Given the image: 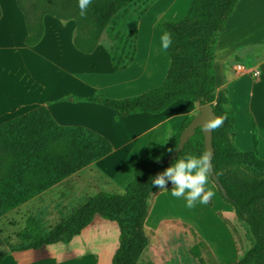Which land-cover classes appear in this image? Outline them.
I'll use <instances>...</instances> for the list:
<instances>
[{
    "label": "trees",
    "instance_id": "16d2710c",
    "mask_svg": "<svg viewBox=\"0 0 264 264\" xmlns=\"http://www.w3.org/2000/svg\"><path fill=\"white\" fill-rule=\"evenodd\" d=\"M139 1L92 0L84 17L79 14L78 0H15V3L23 17L26 47H34L42 40L45 17L73 21L72 43L83 54H92L100 47L104 32L115 39L114 47L106 52L111 69L116 70L117 53L124 51L128 40L124 34L127 12ZM239 1L191 0L181 20L164 21L155 26L172 35V45L165 50L168 69L159 86L123 98H110L96 92L87 96L68 95L64 100L100 105L121 117L159 115L177 101L198 107L210 105L216 116H226L223 125L212 131V171L226 193L223 196L218 190L220 197L231 206L235 221L247 227L251 238V246L242 250L237 230L229 219L217 213L237 247V259L229 264H264V159L256 150V136L254 151L244 152L236 146L235 115L226 109V92H216L215 87V48ZM195 115L184 119L171 138L136 165L132 180L122 194L99 191L47 230L37 219L29 218L19 234V241L4 243L0 240V245L9 250L7 254H0V264L10 253L68 244L96 215L115 223L118 229V248L111 264H137L148 246L145 222L156 197L166 191L152 187V178L175 162L166 163V159ZM204 151V137L197 128L177 158L189 153L199 156ZM111 152L107 139L82 126L59 125L45 106L0 124V218ZM171 186L169 182L167 189ZM207 205L212 206L211 200ZM199 242L206 249L205 244Z\"/></svg>",
    "mask_w": 264,
    "mask_h": 264
},
{
    "label": "rangeland",
    "instance_id": "374dc122",
    "mask_svg": "<svg viewBox=\"0 0 264 264\" xmlns=\"http://www.w3.org/2000/svg\"><path fill=\"white\" fill-rule=\"evenodd\" d=\"M190 3L191 0H141L131 5L127 12L129 13L128 22L124 32L128 38L127 45L124 47V51L117 53V69H111L112 77L105 67L108 66V63H104L100 56L91 60H76L68 54L66 47L68 43L71 45L70 36H68L70 21L61 22L51 17L46 19L48 35L46 42L40 48V51L44 53L42 61L35 58V55L29 51H20L19 47L23 46L22 31L24 29L22 16L19 17L21 13L15 0H0V8L4 13L3 22L5 26L8 25L4 33L6 35V42H3L5 45L0 46V99L10 89L20 90L21 94L27 97L23 107L27 113L39 106H45L44 102L50 97L58 96L57 99L60 101L62 98L65 99L66 94H74L69 91V86L70 89L81 95L103 93V87L109 86V88L115 89L119 85H122L125 91L137 95L135 93H141L159 86L168 69L169 59L166 51L160 47V37L157 36L158 33L163 34L164 32L157 30L155 26L164 21L177 22L181 20L186 15ZM263 19L258 12L253 14L248 22L251 26L249 39L264 36V23H261ZM260 24L263 27H260ZM0 35H3V31ZM55 40L61 44L59 45L61 49L59 53H57L58 46L55 47L53 44ZM115 43V39L104 32L101 35L99 48L107 51L112 49ZM256 45L234 53L227 61L226 66L232 68L236 62L244 60L255 67L264 60V45ZM216 50L215 56L217 55L218 58L222 52ZM91 62L94 63L93 66ZM74 65L77 73H80L77 75L78 79L84 82L85 86L69 83L68 79H64L61 84L59 83L62 76L58 68H71ZM215 70L217 71V65ZM216 79L220 86L226 83L225 80H220L222 79L221 73L216 76ZM243 95V92L240 91V96ZM191 106L193 103L178 101L168 114ZM58 114L66 118L71 115L76 119L74 121L78 123H83L84 119L90 116L99 117L95 113L72 107L66 103L64 106H60ZM235 114L236 127L234 131L239 142L236 141V146L241 151L252 152L255 150L253 144L254 129L244 119L243 112L237 110ZM157 121L150 119V123L155 124ZM256 150L258 152V145ZM258 155L264 158V143H262ZM111 161L113 163L118 160L111 158L99 165L92 164L61 182L62 187L56 192L58 194L57 205L50 208L51 212H48V216L44 217L47 219L46 223L42 224L44 230L53 227L63 216L99 191L113 190L119 191L116 192L117 194L123 193L124 187L132 178L129 180L125 178L120 184L117 183L118 188L114 189L108 185L106 175L99 169L103 164ZM127 167L124 164L121 171H127ZM27 208L28 205H23L17 209L18 211H14L15 213H8L0 219L1 241L4 243L19 241L16 235L18 236L22 229L23 224L20 223V220L23 219L24 215L19 218L14 214L16 212L25 213ZM37 211L36 206H32L28 214L35 213L36 215ZM10 216L14 217L10 218ZM228 221L237 230L241 249L247 250L251 246L247 227L235 221L233 217ZM10 223L13 224L10 225ZM6 233L9 236L7 238L3 236ZM146 236L148 246L137 264H216L210 252L200 245L198 238L185 225L173 222L165 223L154 232L148 231ZM68 244L66 251L70 256L68 261L61 260L62 255L66 253H60L59 247L52 249V252L55 250L54 253L60 259L59 264H111V259L118 248L117 228L115 224L95 216L92 223L81 232L79 237L73 238ZM48 252L49 249L41 252L40 256L43 259L34 264H54L45 258Z\"/></svg>",
    "mask_w": 264,
    "mask_h": 264
},
{
    "label": "crops",
    "instance_id": "0c3cea01",
    "mask_svg": "<svg viewBox=\"0 0 264 264\" xmlns=\"http://www.w3.org/2000/svg\"><path fill=\"white\" fill-rule=\"evenodd\" d=\"M255 12H258L264 18V0H240L237 3L233 13L226 21L223 32L218 38L215 50L217 49L218 51H221L223 56L221 55L218 58L217 55L215 56L214 69L217 65V71L215 70L216 92L222 90L226 92V97L228 100L226 109L232 111L235 115L234 130L236 127L235 111L238 110L244 113V119L250 123L249 125H252L254 129L253 139L256 135V138H258V152L260 153L261 145L264 143V60L260 61L255 67H252L247 61L244 60L236 62L235 65H232V68H228L226 66L227 61H229L234 53L252 47L256 44V46H258V44H260L259 46L264 45V36L255 37V39L248 38L250 37L249 34H251V26H249L250 23L248 22L251 20V17ZM21 16L22 15L20 14L19 17ZM46 19H49V17L47 16L44 18V35L42 40L34 47H26L23 44V39L26 36V30L24 26L22 31L23 46L19 47L20 51H29L40 61H42L44 58V53L40 51V48L46 42L48 35L47 26L45 24ZM3 21L4 13L1 9L0 34L3 31V35H0V46L5 45V43H3L4 41L6 42V35H4V33L8 28V25L5 26ZM261 23H264V19ZM69 25L68 36H70L71 45L68 43V46L66 47L68 54L76 60H91L100 56L104 63H108V66L106 65L105 67H107V72L109 75L113 77L108 53L101 48H98L92 54H83L77 51L72 43L75 29L74 22L70 21ZM263 26L260 24V27ZM161 35L162 34L159 33L157 34L159 37H161ZM59 43L60 42L58 40H55L53 43L55 47L58 46L57 53L61 51L59 47L61 44ZM93 64L94 63L91 62L92 66ZM237 66H241L244 70H238L236 68ZM250 67L260 72V76L258 78H254L252 75L247 74L246 70ZM58 70L62 76L59 82L60 84L64 82V79H68L69 83H77L79 86L86 85L84 82H81V80L78 79L77 75L80 73H77L78 71L75 68V65L71 68H58ZM220 73L222 76V79L220 80H225L226 82L222 86L219 85L216 79V76L218 74L220 75ZM70 88L71 87L69 86V91H72L74 94L68 93L66 94L67 96H87L81 95ZM240 91L243 92V96H240ZM102 92L110 98H123L133 96L134 94L125 91L122 85H119L118 88L115 89L109 88V86L103 87ZM51 98L53 97H50L47 101H45L44 105L50 112L53 119L59 125L82 126L93 132H96L109 141L112 146V152L94 164L99 165L100 163L110 160L111 158L118 160L114 161L113 163L111 161L110 163L103 164L102 167L98 166L99 169L106 175L108 179V185L112 186L114 189L118 188L117 183L120 184L125 178H128V180L132 178L136 165L142 159L157 151L168 139L167 137L169 133L172 136L177 131L183 120L188 116L195 115L199 108L196 104H193V106L190 108L168 114L170 111H172V107L175 104L174 103L159 115L136 114L127 117H121L115 111L100 105L82 102L73 103L70 101H65L63 98L59 101L57 99L58 96L54 97L53 99ZM26 101V95L21 94L20 90L10 89L7 91V93L0 99V124L25 114L23 107L25 106ZM65 103L72 107L81 108L84 111H89L93 114L95 113L99 117H87V119H84L83 123L74 121L76 119L71 115L67 116V118L62 117L58 114V109L60 106H64ZM150 119H156L158 121L154 124L150 123ZM237 140V136L235 135V144ZM189 154L198 156L196 153ZM124 164L128 166L127 171H121V169L124 167ZM61 185V183H58L21 205H28V208L25 211L27 214L22 212H16V214H14V216H19V218L24 215L23 219L20 220V223L23 224L21 231L24 229L29 218L37 219L39 224L46 223L47 219L44 217L48 216V212H51L50 208H53V206L56 207L58 202V194L56 192L60 190V187H62ZM205 187L207 189H211L215 193L211 199V207H209L207 204H200L197 202L195 207L191 209L187 208L186 200L183 197L176 198L171 195L172 186L166 191L160 193L154 200L150 214L145 222V233L148 231L154 232L162 224L169 222L185 225L188 229L195 233L198 240L205 244L206 250L213 256L216 264H229L236 261L237 259V247L231 232L223 223V221L217 216V213H221L224 218L230 219L233 217V211L231 206L222 200L218 189L212 183L209 177L208 183ZM106 192L116 193L119 191L110 190ZM32 206H36L38 210L36 215L35 213L28 214V211ZM19 207L9 213H15L14 211H18L17 209H19ZM14 216H10V218ZM12 224L13 223H10V225ZM3 236L6 238L9 237L7 233ZM16 237L19 238V235H16ZM1 238L2 232L0 231V240ZM67 245L69 244L57 243L49 246H42L38 250H27L10 253L4 258L2 264H34L43 259V257L40 256V253L47 249H49V252L45 258L54 264H59L60 259L57 258L58 256L56 253H54L55 250L52 252V249H57V247H59L58 250H60V253H66L65 255H62L63 257L61 260L68 261L70 256L66 252L68 248Z\"/></svg>",
    "mask_w": 264,
    "mask_h": 264
},
{
    "label": "clouds",
    "instance_id": "9594fccd",
    "mask_svg": "<svg viewBox=\"0 0 264 264\" xmlns=\"http://www.w3.org/2000/svg\"><path fill=\"white\" fill-rule=\"evenodd\" d=\"M92 0H78L79 14L86 15L87 9ZM172 45L171 33L165 31L160 37V47L167 50ZM226 116H211L202 122L206 130L214 131L221 127ZM167 138H171L169 133ZM175 162L166 167L162 172L152 178V187L159 190H167V184H172L171 195L176 198L183 197L186 200V207L191 209L196 203L207 204L215 195L211 189L205 186L211 173V154L205 150L199 156L186 154L182 158H174Z\"/></svg>",
    "mask_w": 264,
    "mask_h": 264
},
{
    "label": "water",
    "instance_id": "95a60500",
    "mask_svg": "<svg viewBox=\"0 0 264 264\" xmlns=\"http://www.w3.org/2000/svg\"><path fill=\"white\" fill-rule=\"evenodd\" d=\"M211 112L214 114L213 109L210 105H204L198 108L197 114L193 117L188 126L181 132L178 140L177 147L173 150V152L167 157L166 163H170L174 158L178 156V153L183 149L184 145L187 143L188 139L192 137L197 128L201 129V132L204 137V149L207 150L211 154V161L214 155V150L212 146V131L206 130L202 127V122L204 119L209 118L211 116ZM215 115V114H214ZM216 116V115H215ZM212 183L217 186L221 195L226 196V193L219 183L218 179L214 175L212 169L209 175ZM9 252L8 248L5 245H0V254H7Z\"/></svg>",
    "mask_w": 264,
    "mask_h": 264
},
{
    "label": "built area",
    "instance_id": "2783aa9c",
    "mask_svg": "<svg viewBox=\"0 0 264 264\" xmlns=\"http://www.w3.org/2000/svg\"><path fill=\"white\" fill-rule=\"evenodd\" d=\"M236 68H237L238 70H244L241 66H237ZM246 72H247L248 75H252V76L255 77V78H258V77L260 76V72L257 71V70H255V69H253V68H248V69L246 70Z\"/></svg>",
    "mask_w": 264,
    "mask_h": 264
}]
</instances>
